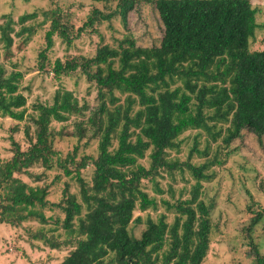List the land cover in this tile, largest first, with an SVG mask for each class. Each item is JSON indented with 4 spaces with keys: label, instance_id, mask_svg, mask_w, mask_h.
Instances as JSON below:
<instances>
[{
    "label": "trees",
    "instance_id": "16d2710c",
    "mask_svg": "<svg viewBox=\"0 0 264 264\" xmlns=\"http://www.w3.org/2000/svg\"><path fill=\"white\" fill-rule=\"evenodd\" d=\"M135 3L120 0L112 15L94 9L75 38L113 15L126 25ZM153 5L163 27L158 46L139 47L127 36L116 47L100 45L91 58L56 59L52 66L56 79L79 71L97 86L98 106L87 121L91 138L97 140L96 156L78 159L75 146L65 158L56 157L50 124L66 122L85 109L72 92L58 89L51 105L34 106L35 140L30 139L29 148L22 151L12 141L13 156L0 161V225L10 228L29 221L41 226L50 222L42 212L49 206L48 188L32 187L17 175L35 164L46 169L56 164L65 177L78 183L80 201L66 184L62 203L54 205L64 214L62 228L73 239L64 244L72 249L60 264H203L213 208L201 199L203 182L212 178L210 167L223 163L218 161L219 151L206 159L210 144L220 139L228 147L242 131L257 140L264 137V50L250 49L261 29L259 10L250 0H153ZM44 17L50 21L47 48L55 34L70 45V27L60 23L56 11L45 12ZM30 18L33 15L21 17L19 23ZM10 32V24L0 27V40L7 47L12 44ZM40 56L45 60L43 53ZM21 78L20 72L7 73L0 64V116L18 122L25 118L27 103L19 87ZM190 131L207 135L204 149L198 148V133L187 162L168 159L169 151L179 150V137ZM83 137L84 129L78 125L77 139ZM193 155L205 161L192 164ZM145 159L148 166L141 163ZM88 166L92 167L90 184L81 175ZM175 170L188 172L193 180L185 199L181 194L174 200L171 194L173 201L157 200L142 187L148 182L162 195L157 178ZM159 204L166 213L144 220L134 217L135 210L157 211ZM251 204L246 256L264 264L251 236L256 226L264 224V209L252 211L255 204ZM168 213L173 214L172 222ZM130 224L144 225L138 238L130 233ZM33 238L53 250L61 246L42 233H34Z\"/></svg>",
    "mask_w": 264,
    "mask_h": 264
},
{
    "label": "rangeland",
    "instance_id": "374dc122",
    "mask_svg": "<svg viewBox=\"0 0 264 264\" xmlns=\"http://www.w3.org/2000/svg\"><path fill=\"white\" fill-rule=\"evenodd\" d=\"M119 2L120 0H110L109 3L104 4L90 0H0V27L10 24L9 36L12 38V44L8 47L0 40V64L7 73L18 71L22 74L19 87L27 100L23 121L18 122L0 116L1 162H6L13 156L12 141L16 142L22 151L29 148L30 139L35 140L36 127L32 122V117L36 115L34 106L51 105L58 89L72 92L78 101V106L85 109L80 114L71 115L66 122L50 124L53 133L52 147L56 157L65 158L75 146L79 148L78 159L82 155L96 156L97 140L91 138L92 129L87 121L98 106L97 86L79 71L56 79L52 66L56 59L64 62L79 56L91 58L100 45L116 47L118 41L127 36L131 37L139 47L158 46L163 35V27L153 0H136L133 10L128 14L126 25L118 15H113L108 20L100 19V22H96L92 28L75 38V32L86 23L94 9L112 15ZM250 2L259 10L257 23L261 25V29L257 30L255 39L251 42L250 49L261 51L264 50V0H250ZM48 11H56L60 23L70 27V38H73L70 45L64 43L55 34L52 46L47 48L46 32L50 30V21L46 20L44 13ZM30 15H33V18L19 23L21 17ZM23 29L24 32L19 34ZM42 53L45 55V60L41 59ZM78 125L84 129V137L80 140L77 139ZM26 128L29 130V138L25 134ZM198 133H201L198 148L203 150L208 140L207 135L198 131L186 132L179 137L181 142L179 150L169 151L168 159L179 163L187 162L190 148ZM210 147L206 159H213L215 152L219 151L218 161L223 163L210 167L208 173L212 174V178L203 182L201 199L205 204L211 203L213 206L210 212L209 250L203 264H255L253 257L246 256L250 246L245 231L251 217L247 211L251 202L255 204L250 208L252 211L264 209V137L257 140L251 133L242 131L241 136L232 140L228 147L222 146L220 139L217 143H211ZM204 161V158H199L197 155H193L190 159V163L197 165ZM141 163L148 166L149 161L145 159ZM81 175L90 184L92 167L88 166ZM17 177L32 187L48 188L49 206L42 212L50 222L41 226L37 222L29 221L18 228H10L2 224L0 226L2 252L13 254L17 258L21 257L24 260L20 261L22 264H60L72 249V245L64 244L73 239H70L62 228L64 214L54 205L62 203L66 184L69 185V192L76 195L80 201L79 185L74 179L65 177L56 164H53L51 169L35 164L26 173ZM157 181L163 191L162 195H157L153 191L152 184L148 182H143L142 187L150 197L169 201H173L171 194L175 197L174 200L181 194L185 199L193 183L188 172L182 174L178 170L172 175L162 172ZM84 212L85 210L83 215ZM161 213L166 211L159 204L157 211L135 210L134 217L140 216L144 220L148 215L155 218ZM167 215L168 222H172L173 214ZM74 225H77L76 221ZM143 228L144 225L141 224H130L129 231L138 238ZM6 232L9 233L8 236ZM34 233L45 234L48 239L60 243L61 246L55 250L50 249L43 242L35 241L34 238L32 240ZM251 236L264 258V224L260 223L256 226Z\"/></svg>",
    "mask_w": 264,
    "mask_h": 264
},
{
    "label": "crops",
    "instance_id": "0c3cea01",
    "mask_svg": "<svg viewBox=\"0 0 264 264\" xmlns=\"http://www.w3.org/2000/svg\"><path fill=\"white\" fill-rule=\"evenodd\" d=\"M0 234H2V233L0 232ZM6 234H7V236L9 235L8 232H6ZM3 243H4V241H3ZM2 248L3 247L1 245V238H0V261H4V262H1L0 264H10V263H7L8 261H15L13 264H22L20 261H24V260L21 257L20 258L19 257L17 258L13 254L6 253V252H2L3 251Z\"/></svg>",
    "mask_w": 264,
    "mask_h": 264
}]
</instances>
